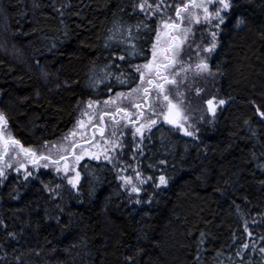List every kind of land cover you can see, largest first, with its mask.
<instances>
[{"label":"trees","instance_id":"1","mask_svg":"<svg viewBox=\"0 0 264 264\" xmlns=\"http://www.w3.org/2000/svg\"><path fill=\"white\" fill-rule=\"evenodd\" d=\"M139 2L0 0L7 131L39 149L72 129L90 99L135 85L115 76L92 81L105 65L134 76L132 65L149 54L162 12L141 10ZM182 2L163 0V12ZM232 4L212 60L221 77L216 98L225 101L215 120L198 125V110L191 137L162 128L148 134L154 144L143 152L147 184L138 197L118 170L96 163L81 168L76 188L66 178L72 170L28 168L26 178L7 168L0 264H264V0ZM128 26L143 56H129L122 39Z\"/></svg>","mask_w":264,"mask_h":264},{"label":"snow or ice","instance_id":"2","mask_svg":"<svg viewBox=\"0 0 264 264\" xmlns=\"http://www.w3.org/2000/svg\"><path fill=\"white\" fill-rule=\"evenodd\" d=\"M136 6L141 10L151 12L153 15H155L156 10L163 12L164 8L167 7L163 4V0H158L155 4L140 0ZM232 7V0H186L184 3L177 4L175 18L166 15L160 18L158 31L151 45L150 58H145L141 64L132 65L135 69L134 76L130 77L128 73L122 71L115 73L109 71L110 65L103 66L101 69L102 77L97 76L95 70H93V76L95 77L92 81L93 86L109 81L113 76L120 85H126L130 80H138V83L134 87L128 88L126 92L117 91L115 95L108 96L103 101L105 107H113L114 110L112 111L101 109L97 116L93 111V106H99L101 101H92L91 99L88 101V111L83 115L87 116L90 122L92 129L90 133L85 134L87 132L85 122L81 119L77 122V127L63 137L61 142L49 144L48 141H45L42 146L43 150L37 151L31 146H25L20 139L7 131L5 126L8 124V118L3 111H0V177L6 176V169L13 167V162L16 164L14 170L20 172L23 169L26 178L32 175V172L28 171L29 164L34 166V170H37L41 163L44 167H48L50 162L56 166L58 172L62 168L63 172L68 173L70 171L68 158L71 157L74 175L66 178L76 188L81 176L76 165L85 156L101 159V154H103L104 160L119 161V157L114 156L113 153L117 150H123L122 138L125 133L122 126L132 125L134 128L133 135L139 134L141 139L145 131L150 132L151 128L160 122L175 126L178 130L190 136L194 135V132L189 131L187 127L191 122V113L187 111L185 105L186 97L182 85H185L189 80L190 72L201 76L212 74L213 69L208 56L217 47L218 30ZM213 21H215L214 24ZM201 22L209 25V42L203 43L201 41L200 43L193 42L189 44L190 38L194 36L193 24ZM243 22V19H241L240 23ZM140 26L139 24L135 25L137 29ZM145 27L147 26L145 25ZM213 27L217 31H212ZM132 28L133 26H128L125 30L127 35L122 37L123 42L131 45V48L127 49L130 57L143 56L144 53L135 43ZM116 31H120L119 26H117ZM162 36L164 37L163 40L161 39ZM110 39H116V36L114 35ZM186 44H188L189 49L195 48V54L198 57L195 64L189 62L191 57H188V60L181 58ZM201 52L204 55H200ZM120 59L123 60L124 57L121 56ZM111 90V88L108 89L109 92ZM195 91L199 94L203 89L197 87ZM125 101H127L128 106L122 107L121 105ZM214 101H217L215 96L206 101L208 110L213 116L216 111ZM217 103L222 105L225 101L220 99ZM259 115L264 117V111H259ZM106 118L112 122L111 131L107 136L105 135ZM78 132H80L79 136L77 135ZM97 133H99V139L104 141L103 144L97 140ZM135 146L141 147L142 145ZM9 153H11V156H9ZM135 175L141 177L140 171L137 170ZM121 180L125 182L126 186L130 185V190L133 193L141 192V188L133 182L132 176H122ZM144 182L143 177L138 181L140 184ZM167 183L168 179L161 175L159 184L166 185ZM243 248H248V244H244ZM260 251L264 253V249H260Z\"/></svg>","mask_w":264,"mask_h":264},{"label":"rangeland","instance_id":"3","mask_svg":"<svg viewBox=\"0 0 264 264\" xmlns=\"http://www.w3.org/2000/svg\"><path fill=\"white\" fill-rule=\"evenodd\" d=\"M185 1L186 0H183L182 3H184ZM176 6L177 5L173 6V9L171 8V10L167 8L166 9L167 11H165V13L162 12L158 16L159 20L157 22V25H159V21H160V18L162 16H165L166 15V16H171V17L175 18V15L174 14H175ZM157 28H158V26H157ZM200 29H202V30H200ZM208 29H209V25L206 24V23H204V22L197 23V24H193L194 36L190 38V40H189L188 43L189 44H191L193 42L200 43L201 41H203V43H208L209 42ZM212 31H217V30L213 27L212 28ZM219 31H220V29L218 30V35H219ZM195 37H197V40L194 39ZM161 39L163 40L164 37L162 36ZM217 39H218V44H217L216 49L211 54H209V56H208L209 63L212 65V69H213V72L212 73L213 74L212 75H204V76H201V75H195L194 73L190 72L189 73V80L186 82L185 85H182V90L185 92V97H186V99H185V105H186L187 111L189 113H191V122L187 125V127H188L189 131L194 132V133H195V130H197L198 128L195 127L197 125H196L195 117H193V114L195 112L198 113V110L201 111L200 114L203 113V118L202 119H201V117H198L200 119V123H198V125L201 124V123H203V124H201V126H203L205 123H207V122L210 123L213 120H215L216 115L218 114V107H220V105H221V104H218L217 101H214V103H216V111H215V115L213 116V114L208 110V106L206 104V101L208 99L212 98L213 96L216 97L217 95H220V93H221V90H220V80H221V77L219 76V73L214 69L213 64H212L213 57L215 56V53L219 49V46H220V42H219V37L218 36H217ZM200 55H204V53L201 52ZM188 57H191V59L189 60V62L192 63V64H195L197 62V60H198V57L195 54V48L193 47L192 49H189L188 44H186L185 47H184V51L181 54V58L182 59H185V60H188ZM197 87L203 89V91L200 92L199 94H197L196 91H195V89ZM125 90L127 91L128 88L125 89ZM87 104H85L81 109H79L77 111V113H76V120L74 122V125L72 126V129H70L63 137H65L71 130L75 129L77 127V122L79 120H81V119H83L84 122H85L86 130H87V132L85 134L90 133V131H89L90 122L88 121L87 116L83 115V113H85V112L88 111ZM123 105L124 104H122V106ZM101 109H102V106H100V105L99 106H96V105L93 106V111L97 114V116H98V113H99V111ZM198 116H200V115H198ZM160 123H158V124H160ZM157 125L153 126L151 128V131ZM111 128H112V124L107 126L106 132H105V135L106 136L111 131ZM122 130L125 133V135L122 138L123 139V150L122 151L117 150V152L113 153L114 156H118L119 157V161H115V160H111V161L110 160H104L103 159V154H101V159H96V160H101L102 162L103 161H105V162L107 161L108 163H110L112 165L115 164V167H116V165H118V167H116V170H118V175L120 176V178L122 176H125V175L132 176L133 177V182L136 183L137 186L141 188V192L140 193H142L144 186L147 184L146 183L147 180H145V182L143 184L138 183L139 179L142 176L141 177H136L135 172L137 170L139 171V168H138L137 165L130 163V156H129V155L133 156V155L136 154L137 149L139 147H136L135 145H138L139 144L141 137L139 136V134H136L134 136L133 135L134 129L131 128L130 126H126V127H123L122 126ZM175 130L178 131V132H183V131L178 130L177 128ZM81 131H84V130H81ZM145 133H147V135H148L149 134V131H145ZM77 135H80V132H78ZM184 135L185 136H190V135H187V133L184 134ZM62 138L59 141H56V142H53V143H59V142H61L62 141ZM145 138H146V136H143V141L145 140ZM97 140L101 144L104 143L103 140H100L99 139V136H97ZM53 143H50V144H53ZM93 143H95V141H93ZM36 150L37 151H42L43 149H42V147H40L39 149H36ZM93 150H95V149H93ZM127 155H128V157H126ZM9 156H11V153H9ZM71 159L72 158H69V167H70V170H72V161H71ZM81 161H83V159ZM81 161H79V164L81 163ZM78 165H76V167ZM15 166H16V164H15V162H13V167H11L10 169H13L14 170ZM50 167L54 168L56 166L55 165H52L49 162V166L48 167H44L43 166V163H41V165L37 169V171L40 170V169L46 170V169H48ZM28 168H31V169L34 170V166L31 165V164L28 165ZM21 170H23V169H21ZM122 183H123V187H125V189H127L126 191L128 193L133 194V195H135L137 197L140 195V193H133L130 190V185L129 186H126L124 181H122Z\"/></svg>","mask_w":264,"mask_h":264},{"label":"flooded vegetation","instance_id":"4","mask_svg":"<svg viewBox=\"0 0 264 264\" xmlns=\"http://www.w3.org/2000/svg\"><path fill=\"white\" fill-rule=\"evenodd\" d=\"M185 2H186V1H185ZM145 14H146V13L143 11V17L145 16ZM174 15H175V14H174ZM226 19H227V18H226ZM226 19H225V21H226ZM225 21H224V22H225ZM214 23H215V21H213V24H214ZM223 25H224V23L221 24L220 27H222ZM157 26H158V25H157ZM157 30H158V28H157ZM155 35H156V34H155ZM154 40H155V36H154ZM146 50H147V51L149 50V54L143 56V61H142L141 63L144 62V59H145V58H150L151 47H150L149 49L146 48ZM146 50H145V51H146ZM136 83H138V80L136 81ZM136 83H135V84H136ZM131 86H132V85H131ZM133 86H135V85H133ZM133 86H132V87H133ZM117 91H125V92H126V90H117ZM117 91H115V90H111V92H109L106 96H104V97H100V98L97 99V100L101 101L100 106H102V109H103L104 111H106V110H107V111H112V110H114L112 106L105 107L104 104H103V101H105V100L107 99L108 96L115 95V93H116ZM97 100L92 99V101H97ZM121 106H122V105H121ZM125 106H128L127 101L124 102V105H123L122 107H125ZM105 123H106L107 126L112 124V122H111L110 120H108L107 118H106V120H105ZM122 123H123V122H122ZM127 126H130L131 128H133L132 125H127ZM85 127H86V126H85ZM159 128L166 129V130H170V131H176V130H175V129H176L175 126L169 125V124H167L166 122H161V123L158 124L156 127H154V129H153L151 132H149V136H151V134L153 133V131L158 130ZM133 129H134V128H133ZM89 131H90V132L92 131L91 126L89 127ZM78 136H79V135H78ZM97 136H99V133H97ZM144 136H146V138H145L144 141H143V138L140 139L139 144L142 145V146L139 147V148L137 149L136 154L133 155V156L129 155V156H130V163H131V164H135V165L138 166L139 171H140L142 177H144V175H143V174H144V173H143V161H144V158H145L143 152H145L146 149H147L148 147H151V146H153V144H154V141L151 139V137H150V138H147V136H148L147 133H144ZM126 157H128V155H127ZM69 158H71V157H69ZM69 158H68V159H69ZM71 161H72V159H71ZM96 161H97V162H96ZM94 163H96V164H100V165H103V166L106 167L109 171L111 170V171H113V172H115V171H116V167H118V165H116V167H115V164L112 165V164L108 163L107 161H106V162H105V161L102 162L101 160H96L95 158H93V157H91V156H85L84 159H83V161H81V163H80L76 168H77V169L80 171V173H81V168H86V166H88L89 164H94ZM82 177H83V176H82V174H81V176H80V181H81Z\"/></svg>","mask_w":264,"mask_h":264},{"label":"bare ground","instance_id":"5","mask_svg":"<svg viewBox=\"0 0 264 264\" xmlns=\"http://www.w3.org/2000/svg\"><path fill=\"white\" fill-rule=\"evenodd\" d=\"M145 24V23H144ZM195 27V26H194ZM149 28V27H148ZM200 30H202V29H200ZM201 33V32H200ZM205 37V36H204ZM220 38V37H219ZM194 39H196L197 40V37H195ZM199 40V39H198ZM115 44V43H114ZM123 47V46H122ZM213 74V73H212ZM211 74V75H212ZM83 174V173H82Z\"/></svg>","mask_w":264,"mask_h":264}]
</instances>
